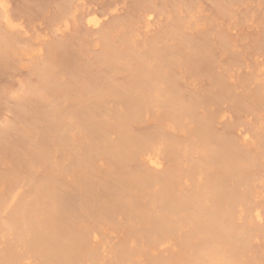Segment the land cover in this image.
<instances>
[{
  "label": "rangeland",
  "instance_id": "obj_1",
  "mask_svg": "<svg viewBox=\"0 0 264 264\" xmlns=\"http://www.w3.org/2000/svg\"><path fill=\"white\" fill-rule=\"evenodd\" d=\"M6 3L5 15L14 27H6L0 12V41L6 47V51H0V222L17 206L31 202L35 184L30 179H34L35 183L42 182L43 187L50 185L51 197L39 202L46 209L41 207L40 211L49 217L48 227H56L58 236L72 228L76 236L79 233L85 238L73 246L76 252L73 262L64 264L70 261L119 264L122 257L121 264H180L185 256L193 255L194 264L205 261L208 264L206 257L193 253L191 256L189 246L179 247L180 229L175 228L174 215L168 216L172 226L168 225L177 231L174 229L161 241L153 239L154 243L130 233L133 228L128 215L132 213L130 205L135 209L143 202L140 199L139 204L134 198L140 194L139 183L151 185L143 199L148 201L151 213L158 211L161 192L154 186L157 175L172 174L174 183L168 187V194L175 199L191 193L197 197L199 192L194 187L200 185L203 192L205 185L215 178L214 181H223L224 192L234 190L239 195L233 198L232 210L238 233L248 216L244 209L246 201L241 199L243 192L251 189L249 207L258 208L261 214L259 222L253 221L260 231L250 233L249 247L242 241L245 235H238L241 244L232 252L230 263L264 264V147L259 148L257 140L264 137V0H6ZM94 13L99 18L97 27L88 23ZM154 54L164 57L165 62L171 61L167 79L173 83V105L178 109L191 102L190 112L183 115L170 112L164 102L166 90L163 84H158L155 106L147 113L142 109L129 121L125 133L121 128L117 133L113 121L124 117L128 85L136 82L129 76L137 63L155 70L158 59ZM48 59L53 79L46 91L40 89L36 73ZM133 62H137L135 67ZM97 98L102 100L95 104ZM259 100L263 102L261 105ZM90 112L94 113L95 127H88L93 129V138L85 140L77 117L84 118ZM189 126L195 127L194 130L205 126L212 130L202 136L203 143L199 142L198 148L195 140L192 143L195 148L188 146L192 139L186 132ZM144 135L152 136V157L160 161L156 170L138 156L141 145H135L134 140L146 138ZM59 139L61 143H57ZM103 139L109 146L126 140L124 145L132 148L128 150L132 157L116 155L112 149L104 152ZM231 140L244 152L254 150L263 158L249 172V180L236 182L228 174L223 175V169L210 172L208 177L198 171L190 175V166L203 164L204 157L197 151L201 146L209 149ZM86 148L89 154L80 163V150ZM43 175L50 178L44 179ZM207 190L204 192L209 194V200L204 192L202 196L206 198L204 208L209 211L214 203L212 191L209 189L207 194ZM115 199L136 202L123 203L127 216L119 207L113 216L100 210L99 206L108 207ZM220 202L218 208L222 209L224 204ZM33 203L31 206L35 208ZM207 205L211 208H206ZM187 212L185 209L175 216L183 218ZM28 214L22 213L25 217ZM202 215L198 220H206ZM192 228L182 227L181 235L186 234L188 242L197 245L194 239L197 233ZM12 229L0 231V257L10 248L11 259L19 256L14 262L7 256L8 264L58 261V258L53 261L52 250L56 247L53 248L52 241L48 244L51 255L47 249L43 255H37L25 250L16 229ZM216 240L212 249L223 251L225 246ZM121 252L126 254L122 256Z\"/></svg>",
  "mask_w": 264,
  "mask_h": 264
},
{
  "label": "bare ground",
  "instance_id": "obj_2",
  "mask_svg": "<svg viewBox=\"0 0 264 264\" xmlns=\"http://www.w3.org/2000/svg\"><path fill=\"white\" fill-rule=\"evenodd\" d=\"M6 7H7L6 0H0V12L2 14L1 18L3 19V22L5 23L6 27L12 28V27H14L13 23L5 15ZM98 19L99 18H97V16L94 13V14H92L91 19L88 21V23L94 27H97L99 25ZM102 35H104V34H102ZM2 37H4V36H2ZM103 37L101 36V38H103ZM5 48L6 47L1 45V41H0V51L1 52H4V50L6 51ZM105 52L107 54L108 50H106ZM154 53H156V52H154ZM154 56L157 57V59H158L156 62V63H158V66L157 67L155 66L156 67L155 70L150 71L149 69H147L148 67L145 68V67H143V64L141 66V64H139L137 62H135V63H137L136 68H135L136 70L133 71L131 69L133 72L129 77H130V79H133V80L135 79L136 82H135V84L129 83V85H128L130 90L127 93L128 95L126 94L127 95V105H126L125 110H124V112H125L124 117H122L121 119H118V117H116L113 121L114 124H112V125H114V127H113L114 131L115 132L117 131V133H118L119 128H121L122 129L121 131H124V133H125V130H127V126H128L129 121L134 119L140 113V111L142 109H144L147 113L149 108H151L153 105L155 106V104H154L155 98L157 96L159 97L158 91H157L158 84H163L162 86H164V89L166 90L165 96H164V98H165L164 102H165L166 106L170 109V112L175 113L178 111L179 115H180V113L183 115V114H186L187 112H190L189 110H190V107L192 105L191 102L190 103L186 102L185 105L183 104L178 109H176L175 108L176 106L173 105V103H174L173 83L167 79L168 70H169L168 66L170 64L169 63L170 60L168 62H165L166 60H164V57L158 56L157 54L156 55L154 54ZM134 60L137 61V59H134ZM50 61H51V59H48L46 61V64L44 66H42L41 68H38L37 73H36L39 77L38 78L39 79V85L41 86L40 89H43L46 91H47L48 87L50 86V84L52 85L51 79H53L52 78L53 74H52V71L50 69ZM135 63L132 64L134 67H135ZM188 70H190V69H188ZM35 72H36V70H35ZM33 74H35V73H33ZM133 80H130V81L132 82ZM51 91H50V93H51ZM48 92H49V90H48ZM35 95H33V96H35ZM101 100H100V98H97L95 104L99 103ZM262 103L263 102L260 101V105ZM81 115H84V114H81ZM172 116H174V115H172ZM93 117H94V113H92V112H90V115H88V116L86 114V116L84 118L77 117L80 119L78 122L81 123L80 124L81 125L80 126L81 127V133L83 131L86 135L85 137L87 139H85V140H89V139L91 140V138H93V136H92L93 135V129L91 131L88 128V127H92V128L95 127L92 124ZM188 128L190 130L188 129L187 131L186 130L185 131L186 132L189 131V134H191L192 139H193V140L190 139L191 141H190V143H188V146L194 147V148L196 147V146H193V144H192L194 140H195L194 141L195 143H196V141L198 142L199 146L196 147V148H198V147H200V143H203L201 141L202 136L209 135L210 132L212 131L209 127H206V126L203 128L201 127V129L197 128L198 130H196V129L194 130L195 127H191V126H189ZM121 131H119V132H121ZM94 132H95V128H94ZM103 133L106 135V132L104 130H103ZM124 133L121 132L120 133L121 136H125ZM80 136L82 137L83 135L81 134ZM56 139H58V138H56ZM61 139H62V137H61ZM74 139H75V137H74ZM74 139H72V140L75 141ZM151 139H152V136L150 135V136H147L146 138H141V140L138 139V141H136V139H135L134 141H135V145H137V146L141 145L139 148L137 146H135L138 148V149L137 148L136 149H137V152H139L138 153L139 158L142 157V158L146 159V164L150 168L156 170L160 167V163H159L160 161L158 162V160L155 157H152L153 148H152L151 144H153V143H151ZM63 140L65 141V139H63ZM257 140H258V147L259 148L264 147V137L260 136V137H258ZM57 141H58L57 143H59L60 139ZM103 142L105 144V149H106V150H104V152L112 149L116 155H118V153H119L121 155L127 154L128 157L129 156L132 157V155L129 153V151L132 148L130 149V147H129V149H130L129 150L127 148V146L124 145L126 140H125V142H120V143L114 144L112 146H109L105 140ZM222 142L224 144H226V141L225 142L222 141ZM60 143H61V141H60ZM80 143H81V141H80ZM224 144H221V146L220 145L214 146L216 148L208 147L209 149H207V148H205V146L204 147L201 146V148L199 150L195 149L197 151H200V154L202 153V156L204 157V161H203L202 165L201 164L199 166L196 165L197 167H195V165H193V167H191L189 165L191 168V170L189 168L190 175L192 176V175H194L195 171H198L199 173H203L206 177H208V174L210 172H212V173L216 172V171L218 172L219 169H223V171L221 170L223 172V175L228 174L227 176H229V179L231 177H233L232 180H234V178H235V181L237 182V180L242 181L244 179H247L249 172H251L252 168H254L260 160L263 161V158H261V156L259 157L260 154L255 153L256 151L254 152V150H253L251 152V150L250 151L248 150V151L244 152V150H241V148H239L235 142H232V140L229 144H226V145H224ZM80 147H82V146L80 145ZM87 149L88 148H86L85 150L84 149L80 150V151H82V153L80 155L81 157L78 156L79 157L78 160L80 163L89 154V151ZM255 149L257 150V148H255ZM176 154L178 155L179 153L177 152ZM184 154H186V153H184ZM173 156H175V153L173 154ZM166 175L161 176V177L160 176L158 177V175H157V177L154 178L155 179L154 180V186H156L155 188L158 187L157 190H160V192H161V197L159 198V200L157 202L159 209L157 212L154 211L155 213H153V212L151 213L149 211V209H148L149 203H148V201H145L143 199L145 197L146 192L149 191L148 188L151 185L139 183V185H141V191H140V194L138 196H136L137 198L136 197H134V198H135V200H137V203H139V204L141 201L138 202V200L141 199L143 202L140 205L136 204L137 206L135 209L133 208V205H130L131 208L129 207L130 210L132 209V213L128 215V218H129L128 221H129V224H131V226L129 225L130 228H133L130 231V233L133 232L135 234L137 233L139 235H142V237H143L142 239H145V241L148 243V240H150V239H152V240L154 239L156 241L157 240L161 241L162 239L165 238L166 235H169L170 233L172 234V231L176 227H179L180 233H179V235H177V238H178V236L180 238V240H178L179 241V243H178L179 247L185 248V247L189 246L190 247L189 248V254L191 256L193 253V254H197V255L201 256V258L206 257L208 259V264H231L229 261V258L231 257L232 252L237 250V248H239V245L241 244V240L237 238L238 235L240 233L245 235V236H243L244 238L242 241L245 243L246 247H249V242H250L249 240L251 237L250 233H254V232L258 233L260 231L257 228L259 226L255 227L253 225V221L259 222L261 220V214L259 213L258 208L252 209L251 207H249L250 206L249 200H251L250 197L252 196V193L250 191L251 189H248L247 192L242 193L243 195H242L241 199L246 201V203H245L246 206L244 209L248 213V216H247V219L245 221V224L243 226H241L240 233H238L236 231L237 229L233 225L234 214H233L232 210L234 207L233 206V202H234L233 198H235L236 196L239 198V195H237L234 190H232V191L230 190L231 192H228V193H226V191L224 192L225 189L223 187L224 186L223 181L222 182L221 181L218 182L217 180L214 181V179H215L214 178L213 181H211L210 185H209L210 182L206 184V185H209L208 187L205 185V189L207 188L208 190L210 189V191H212L211 201L214 203L213 208L211 210L207 211V209L204 208L206 203L204 204L203 201H206V198H208L207 200H209V198H210V197H208L209 196L208 190H207V194H208V196H207L204 192L205 189H203V192H204V195H206V198L205 197L203 198V196H202L203 192L200 191V187H199L200 185L194 187L195 190L197 192H199V195L197 197L191 193L188 196L183 195V196L178 197L176 199L171 198L168 194V187L171 184H173L174 182L171 181L172 180L171 179L172 174H166ZM45 176H47V175H45ZM43 177H44V175H43ZM47 177L46 178L44 177V179H47ZM8 178H10V177H8ZM48 178H50V177H48ZM226 179H223V180L226 181ZM248 180H249V178H248ZM248 180L246 181V183L248 182ZM48 181H49V179H48ZM30 183L35 184L34 188L31 185V187L34 189V190H32V192H34V193H32L33 198L31 199V202L29 204L25 205L24 207H22L19 204L21 206V208H19L20 206L16 205L17 208L8 212L9 213L8 218H6V220L4 222L3 221L0 222V231L4 233V231L5 230L7 231V229L9 227H10V230L12 229V227H14L16 229L15 233H17V238H19L18 240L22 239V243L25 244L24 245L25 250L28 252L34 251L37 255H43L42 253L46 249L48 251V249H49L48 247H50V245H48V244H51L53 242L54 243L53 248L56 247L55 249L52 248L53 249L52 250V256L54 257V258L52 257L53 261L58 258V261L56 260L54 262V264H56L57 262L59 264L63 263V262L65 263V261H68V263H69V260L72 261L73 258L74 259L76 258V254H75L76 252H73V246L74 245L76 246L77 243L80 244L82 242V240H85V238L82 234H79V233L76 236L75 235L76 233H74V232H76V230L74 231V229L69 228L72 226L68 227L70 230L69 233L67 232V234H64L62 236L59 235L60 237L58 236V233H57L58 229L56 227L49 228L48 222H46L49 217L47 215H44V212H41V211L46 210V209L44 208V206L42 207L39 202H42L43 199L45 200L46 198L48 199L51 197L50 191H49L50 185L43 187V184L41 185L42 182L39 183V181H36V183H35L34 179H30ZM46 183L48 185L49 182L46 181ZM44 184H45V182H44ZM239 184H242V183H239ZM233 185H235V182L233 183ZM247 187L249 188L248 185H247ZM235 188H237L236 185H235ZM133 194H135V193H133ZM118 200L119 199H115L114 201H111V202L108 201L110 203L109 206L107 205L108 207L105 206L104 208L102 207V209H101V207L99 206V208H100V210H103V209H104V211L106 210V213L108 212L107 214H110L113 216L119 207V211L122 212L123 214H125V216H127L128 212L127 213L125 212L126 209L124 208L125 206H123V203L127 199L126 200L121 199L119 201ZM127 201H129V203H131V204L133 202L134 203L136 202V201H133L132 199H128ZM220 201H222V202H220ZM33 202H35V204ZM219 202L224 204L222 209L218 208ZM32 203L34 204L33 206H35V208L34 207L32 208V206H31ZM208 206L209 205H207L206 208H208ZM210 206H212V205H210ZM41 207L43 208V210H41ZM92 208H94V207H92ZM210 208L211 207H209L208 209H210ZM185 209H186V212L187 211H191V212H187V214L185 213L183 215V218L175 216V214H177L183 210L185 211ZM35 210H39V211L41 210L40 211L41 216H39L40 214H38L36 216L31 215V212H33ZM90 211H92V210L90 209ZM26 212H28L29 214L25 217V216H23L24 214L22 215V213H26ZM97 212H98V210H97ZM42 213H43V215H42ZM89 213L91 214V212H89ZM201 213L203 214L201 218H204L203 216H205L206 220H204V219H203L204 221L198 220ZM170 214L174 215L173 217H174L175 222L174 221L173 222H174V224L175 223L177 224V226H175V228L174 227L172 228L171 227L172 224L170 223V221H168V216ZM168 223L171 226H169ZM186 226H188V227L191 226V227H193L192 229L194 231H196L197 235H196V237H194V239H197V240H195V243H197V245L191 244V243H194V241L191 243L188 242L189 236H187L186 234H184V236L181 235L182 227H186ZM14 228L12 230H14ZM175 230L177 231V229H175ZM25 231H27L28 234H25L26 233ZM23 235H25V237H23ZM53 240L54 241L58 240V244L56 241H55L56 242V244H55V242ZM154 240L152 241V243H154ZM213 240H216L217 242H221L222 246L223 245L225 246V249L223 251L220 250L221 252H217V250L215 248L214 249L216 251L213 250L212 249L213 244H214ZM151 241H149V242H151ZM219 244L217 243V245H219ZM55 245H57V246H55ZM6 250L7 249H5L4 254L1 253L2 256L0 257V264H6L8 258L11 259L10 258L11 255L9 254L11 248L8 249L7 251ZM125 250L126 249L124 248V251ZM47 251H45V253H47ZM122 252L120 253V254H122V256L126 253H127L126 255H128V251L127 252L125 251L126 253L125 252L122 253ZM94 253H95V250H94ZM49 255H51V253ZM77 255H79V254H77ZM7 256H9V257L7 258ZM12 256H14V254ZM16 256H18V255H15L13 257V259H11V261L13 260L12 262H14V259H17ZM172 257L173 256H171V258ZM185 257L186 258L184 260H180L181 261L180 264H194V262H193L194 255L192 256L193 259H192V257H188V256H185ZM116 258L118 259V257H116ZM172 259H174V258H172ZM197 259H198V257H197ZM149 260H150V258L148 259V261ZM71 261H70V264H71ZM76 261L78 263L80 262V261H78V259ZM122 262H124L123 257L120 259V261L118 263L121 264ZM205 262H207V261H205ZM205 262H204V264H205ZM73 264H77V263L74 262Z\"/></svg>",
  "mask_w": 264,
  "mask_h": 264
}]
</instances>
